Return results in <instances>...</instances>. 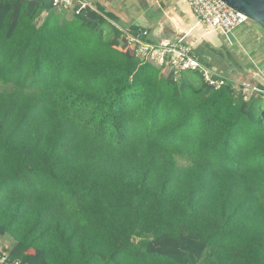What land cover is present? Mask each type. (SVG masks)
Returning <instances> with one entry per match:
<instances>
[{"label": "trees", "instance_id": "obj_1", "mask_svg": "<svg viewBox=\"0 0 264 264\" xmlns=\"http://www.w3.org/2000/svg\"><path fill=\"white\" fill-rule=\"evenodd\" d=\"M97 9L0 0V236L11 256L264 264V86L248 99L199 72L176 80Z\"/></svg>", "mask_w": 264, "mask_h": 264}, {"label": "crops", "instance_id": "obj_2", "mask_svg": "<svg viewBox=\"0 0 264 264\" xmlns=\"http://www.w3.org/2000/svg\"><path fill=\"white\" fill-rule=\"evenodd\" d=\"M88 8L102 6L113 25L136 36L141 44L170 45L183 40L213 75L250 73L243 66L264 67V31L247 22L231 36L201 21L187 0H86ZM130 35V36H131ZM221 37L225 38L222 42ZM13 240L0 237V248H12Z\"/></svg>", "mask_w": 264, "mask_h": 264}, {"label": "built area", "instance_id": "obj_3", "mask_svg": "<svg viewBox=\"0 0 264 264\" xmlns=\"http://www.w3.org/2000/svg\"><path fill=\"white\" fill-rule=\"evenodd\" d=\"M55 6L66 8L79 6V12L88 6L86 0H53ZM189 6L196 16L213 30L221 31L224 35L231 36L242 25L246 24L248 18L230 8L221 0H187ZM131 35V34H130ZM128 34L130 46L135 50L136 57L142 63L155 62L161 67L171 68L176 80L180 79L185 72H199L206 82L218 89L226 84L222 77L213 75L205 68L201 60L195 55L192 46L186 45L183 40L170 45L141 44L135 36ZM0 264H25L20 259L11 256V249L0 248Z\"/></svg>", "mask_w": 264, "mask_h": 264}, {"label": "rangeland", "instance_id": "obj_4", "mask_svg": "<svg viewBox=\"0 0 264 264\" xmlns=\"http://www.w3.org/2000/svg\"><path fill=\"white\" fill-rule=\"evenodd\" d=\"M44 17L39 20V24L42 25L44 21ZM250 24H255L252 21H249ZM255 26H257L255 24ZM257 28H259L257 26ZM222 42H225V38L221 37ZM243 69L250 73L245 74H239L236 72H230L226 73V79L229 81L234 82L236 89L239 92H243L245 96L250 99L255 94H259V90L261 87L264 86V67L257 65H244ZM1 237V236H0ZM3 237V236H2Z\"/></svg>", "mask_w": 264, "mask_h": 264}, {"label": "water", "instance_id": "obj_5", "mask_svg": "<svg viewBox=\"0 0 264 264\" xmlns=\"http://www.w3.org/2000/svg\"><path fill=\"white\" fill-rule=\"evenodd\" d=\"M264 31V0H221Z\"/></svg>", "mask_w": 264, "mask_h": 264}, {"label": "clouds", "instance_id": "obj_6", "mask_svg": "<svg viewBox=\"0 0 264 264\" xmlns=\"http://www.w3.org/2000/svg\"><path fill=\"white\" fill-rule=\"evenodd\" d=\"M249 22V21H248ZM9 249H11V248H9Z\"/></svg>", "mask_w": 264, "mask_h": 264}]
</instances>
